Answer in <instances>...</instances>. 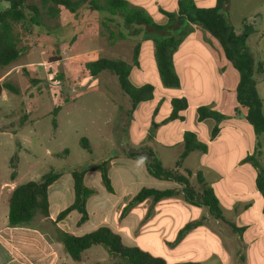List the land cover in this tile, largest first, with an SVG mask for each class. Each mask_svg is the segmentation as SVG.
Returning <instances> with one entry per match:
<instances>
[{"label":"rangeland","instance_id":"obj_1","mask_svg":"<svg viewBox=\"0 0 264 264\" xmlns=\"http://www.w3.org/2000/svg\"><path fill=\"white\" fill-rule=\"evenodd\" d=\"M131 1L133 5L149 8L146 11L157 23H166L167 18L160 11L150 10V0ZM261 3L264 0H232L236 31L242 29L237 19L239 12L253 11ZM7 7L8 2L0 0V11ZM104 20L103 14L93 13L80 17L66 14L58 20L47 21L48 27L37 28L28 37L25 34L24 44L30 46L28 54L0 70V86L10 82L20 91L15 94L3 90L0 97V229L7 224V199L11 186L38 181L52 168L65 174L64 182L70 190L72 168L91 169L104 159H114L129 153L136 155L135 160H129L125 168L120 165L111 168L117 195L126 186H129V194L143 187L168 188L171 185L169 182L156 180L149 175L144 161L146 148L153 149L164 166L173 169L183 147V132L194 131L202 139L209 138L214 125L218 124L222 132L213 142L209 154L192 153L184 161L183 168L192 172L189 180L196 189H200L196 174L198 171L203 172L215 187L225 217L238 227L248 226L249 231L238 235L224 222L212 217L207 221L204 215L209 211L201 207L194 217L197 220L204 217L206 223L196 228V233L191 237V247L196 254L187 261L200 264H264L261 239L264 234V201L256 189V171L250 162H244L248 155L254 154L257 136L245 119V109L241 107L240 111L234 110V114H238L235 130L231 129V117L220 122L210 120L201 124L193 107L186 113L185 123L161 124L171 112L169 101L174 97H183L182 91L190 86L188 70L191 57L194 59L192 67L197 73L198 83H214V74L219 73L225 64L222 63L225 55L219 42L206 30L196 26L176 54L182 86L168 88L159 77L155 44L152 41L154 35L143 32L138 38L120 40L111 45ZM136 41L141 42L142 49L140 65L133 68L131 81L136 86L153 84L155 100L142 103L136 116H133L130 113L131 101L122 92L114 75L103 72L94 78L86 77L82 75L81 67L84 62L101 57L119 58L132 63ZM253 53L257 62L264 64V54L255 48ZM185 60L187 64L183 63ZM230 65L232 75L227 84L232 87L234 102L237 103L236 88L233 89L237 86L239 73ZM256 81L264 103V73L257 74ZM186 98L193 106L198 103L188 95ZM57 106L60 110L54 116L53 110ZM157 106L158 115L153 117ZM224 113L228 114L229 111L225 110ZM54 117L56 127L53 125ZM152 121L160 124L158 132L152 131ZM150 132L157 138L156 143L154 140L148 141ZM84 137L89 140L91 153L81 146ZM261 142L258 159L264 168V138ZM15 154L18 155L16 178L12 181L10 160ZM181 173L185 174L184 171ZM96 174L91 173L85 181L87 187L95 190V195L88 203V209L97 212L93 223L100 220V212L104 207L113 204L108 198H116L108 195L103 181ZM237 189H240V194L246 192L243 198L246 209L241 205H233ZM55 192L52 188L50 198L53 209L56 206ZM68 203L67 196L60 202V207H66ZM145 211L149 213L152 209L146 208ZM112 217L113 214L110 219ZM51 224L54 226V222ZM52 225L49 227L51 235L56 238V228ZM180 225L174 224L172 230ZM89 227L86 226L82 234L91 231ZM74 264L117 263L109 258L103 247L93 246L83 253L82 262Z\"/></svg>","mask_w":264,"mask_h":264},{"label":"trees","instance_id":"obj_2","mask_svg":"<svg viewBox=\"0 0 264 264\" xmlns=\"http://www.w3.org/2000/svg\"><path fill=\"white\" fill-rule=\"evenodd\" d=\"M9 7L0 11V70L18 61L28 54L30 46L24 44L25 34L28 35L37 28L48 27L47 21L58 20L66 14L75 17L86 16L87 14H103L105 20L103 25L109 33V43L112 45L120 40L138 38L143 32L151 33L154 36L152 41L155 44V60L159 77L162 84L168 88H180L181 78L175 69L174 56L185 39L190 36L196 26H200L210 33L220 44L226 59L239 73V81L236 87V101L238 105L246 109L245 119L257 136L255 152L248 155L244 162H250L256 171L255 185L264 201V168L259 156L261 155L262 142L264 138V103L257 89L256 75L264 73V64L257 62L255 55L248 44L249 38L255 33L253 25L244 23V30L237 34L229 17V6L231 0H216L212 7H199L194 0H178L177 11L160 9V12L167 18L166 23L159 24L142 7L133 5L129 0H5ZM141 42L136 41L133 48L132 63L119 58L101 57L95 60L86 61L82 64L81 73L86 77H97L103 72L114 75L122 92L131 101L130 113L133 114L141 103L149 102L155 98V87L151 83L136 86L131 81V74L134 67L140 65ZM3 90L19 94L20 91L10 82L0 86V97ZM171 112L161 122L167 124L172 121H184L182 112L189 108V101L186 97H174L171 99ZM60 107L53 110L54 116L58 114ZM159 112L157 106L153 112L156 117ZM198 122L206 119L222 121L225 116L217 110L208 106H199L196 109ZM53 125L56 127V117L53 118ZM157 122L152 121V131L159 128ZM221 129L216 124L210 136L213 141L219 135ZM154 140V134H148V141ZM83 149L92 152L89 140L81 139ZM68 150H66L67 152ZM147 154L145 164L151 176L156 179L174 182L181 186L178 188L157 189L143 187L122 210L121 217L128 213L149 198L154 203L161 200L177 197L182 194L185 201L195 207H206L211 217L216 221L226 223L233 232L242 235L246 231L245 226L238 227L224 215L220 200L213 187L206 181L203 172L196 174L197 183L200 189H196L190 183L192 172L183 168L184 161L192 153L206 154L209 151V144L199 139L194 131H185L183 135V152L180 154L173 169L164 166L161 159L151 148H146ZM129 158H135L134 154H127ZM15 154L10 160V167L13 170L11 180L16 178ZM111 159H104L91 169L74 167L71 175L74 180V201L61 211L56 222L64 220L71 212L80 214L78 225L89 220L87 210L88 199L95 194L93 188L85 184V175L90 170H97L101 174L106 190L114 192L108 165ZM184 171L185 174H182ZM62 172L50 169L43 174L38 181H28L17 185L8 200V224L10 227H30L33 220L42 216H50V203L48 190L61 176ZM264 213V207H263ZM152 216L149 211L147 219ZM55 222V223H56ZM206 218L194 220L186 224L178 233L171 246L179 244L185 236L194 229L204 226ZM66 253L75 262H81L83 253L93 246L103 247L117 264H169L162 256L138 247L126 245L120 234L107 226L99 227L83 235H74L59 228H56V238ZM175 264H199L194 262H179Z\"/></svg>","mask_w":264,"mask_h":264},{"label":"crops","instance_id":"obj_3","mask_svg":"<svg viewBox=\"0 0 264 264\" xmlns=\"http://www.w3.org/2000/svg\"><path fill=\"white\" fill-rule=\"evenodd\" d=\"M129 1L132 2L131 0ZM150 1L152 2V6L150 10L153 9L158 13L160 9H164L172 12L177 11L178 9V5H177L178 0H150ZM194 1L199 7H212L216 4V0H194ZM261 1L262 0H260V2ZM143 8L145 10L149 9L147 7H143ZM232 14L233 12H232V0H231L229 6V17L236 31ZM237 19L242 25V29L236 31V33L241 34L243 32L245 22L247 24L253 25L255 29V33L249 38L248 44L251 47L252 51L255 48L257 52L264 54V3L258 4L256 9L253 11H249L246 13L239 12ZM253 37H256L255 38L256 40L253 44H251ZM179 50L180 48L175 53L174 64H175V69L181 78V73H179L180 64L178 63V57L176 58V54L179 53ZM221 51L223 53L222 48ZM183 63L187 64V60H185ZM193 63H194V59L191 57L189 59L190 69L188 70L191 83L187 89L182 91V96L186 97L188 95L192 97L195 100V102L198 103H196L193 106L192 103L189 102L190 104L189 108L186 111L182 112V115L185 117V120L184 121L176 120V121H172V123L174 122L185 123L186 113L192 107L196 110L197 107L204 105L222 113L225 116L223 120H226V117H231L230 123L233 126L231 129L235 130L237 125L236 116L238 114L235 115L234 110L238 109L240 111L241 107L238 105V103L234 102L233 93L231 91L232 87L228 86L227 84L232 75L230 62L226 59L225 56H223L222 63L225 64L221 66L219 73L214 74L215 75L213 79L214 83H212L211 85L207 83L201 85L198 83L197 73H195L192 67ZM236 87H234L233 90H235ZM170 102L171 100L169 101V103ZM140 105H138V107L136 108L135 112L133 113V116H136V113L138 112ZM225 110H228L229 113L225 114L224 113ZM245 116H246V109H245ZM210 120L213 119H206L205 121L200 123L202 124ZM159 129L160 127L156 131L158 132ZM221 132L222 129L220 133ZM184 133L185 131L183 132V135ZM197 135L201 141L203 140V142H207L209 144L208 153L206 154L201 153L204 156H206L209 154L213 142H215L218 139L219 135L213 141H210V137L209 138L206 137L202 139L199 136V134ZM153 142L155 143L157 142L156 137L154 138ZM182 152H183V147L179 151V156ZM129 160H135V159L129 158L126 154H124L121 156H116V158L111 159V161L109 162L108 165L109 177L114 192L113 193L108 192V195L116 198L115 200L114 198L111 197L108 198L113 202V204L111 206L104 207L103 211L100 212L101 218L99 221H95L93 223V219L96 217L97 212H93L88 209V203L92 199L91 196L87 201L89 220L86 221L84 224L80 226L78 225L81 216L75 211L71 212L64 220L56 222L59 213L64 209H66L67 207H69L74 201L73 177L71 175L70 190H68V188H66L67 183L66 181L64 182V177H65L64 173L54 184H52L49 187L48 196L50 203V216L48 218L38 216L33 220L30 227H10L8 224V212H7V224L0 229V264H74L75 261L72 260L71 257L66 253L63 245L59 241H57L53 235H51L50 225H52L51 224L52 222H54L55 228H59L74 235H83L82 232L84 228L88 225L90 226L89 228H91V231L102 226H107L116 233L120 234L123 242L126 245L138 246L152 253L153 255L162 256L169 262V264H175L179 262H191L187 260L193 257L196 254V252H194L195 250H193L191 247L192 245L190 239L196 233L195 231L197 229H194L193 231L189 232L179 244L175 246L170 245L175 241L179 231L186 224H188L191 221L197 220V218L194 216L195 214H197V210L200 209L199 207H195L189 204L188 202H186L182 194L178 195L177 197L161 200L157 203H154L153 199L149 198L143 203L133 208L126 217L124 218L121 217L122 210L127 206V204L141 189H139L136 193L129 194V190H128L129 186H126L124 191L119 195H117L116 186L113 177L111 175V168L117 167V165H120L122 166V168H125V166L129 165ZM94 172L97 173L96 175H98L100 180H102L99 171L90 170L85 175V181L87 177ZM205 179L209 183V180L206 176ZM169 184L171 185H169L168 188L180 189L179 186H177L174 182H169ZM209 184L215 190L214 185L212 183ZM16 186L17 185L13 184L9 189V193H8L9 197L7 199V202L10 198L13 189ZM52 188H54L56 191L54 196L55 204H56L55 209H53V204L50 198V192ZM239 191L240 189H237L238 193L236 194V196H234L233 205L236 206L241 205L243 209H246V205L243 204V198L246 196V192L242 191L240 194ZM67 196L69 197L68 205L66 207H60V202L64 200V198ZM146 208H148V210L150 208L152 209V216L149 219L146 218L148 214V212L145 211ZM262 212H263V208H262ZM111 214H113L112 219H110ZM204 217L207 218V221L211 218L209 212H206ZM182 219H186V221H182ZM176 223L181 224L180 227L172 230V226ZM245 227L247 229L242 235L248 233L249 231L248 229L249 227L248 226ZM261 239L264 247V234L261 235ZM263 253H264V249H263ZM241 260H243V256H241ZM82 261H83V257L81 262ZM76 263H80V262H76ZM194 263H199V262H194Z\"/></svg>","mask_w":264,"mask_h":264}]
</instances>
